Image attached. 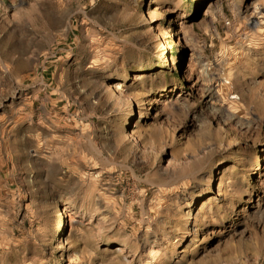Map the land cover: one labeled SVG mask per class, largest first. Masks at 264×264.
Listing matches in <instances>:
<instances>
[{"label": "rangeland", "instance_id": "374dc122", "mask_svg": "<svg viewBox=\"0 0 264 264\" xmlns=\"http://www.w3.org/2000/svg\"><path fill=\"white\" fill-rule=\"evenodd\" d=\"M0 264H264V0H0Z\"/></svg>", "mask_w": 264, "mask_h": 264}]
</instances>
